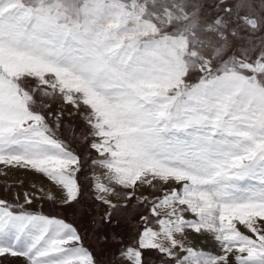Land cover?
Returning <instances> with one entry per match:
<instances>
[{
	"label": "snow or ice",
	"instance_id": "obj_1",
	"mask_svg": "<svg viewBox=\"0 0 264 264\" xmlns=\"http://www.w3.org/2000/svg\"><path fill=\"white\" fill-rule=\"evenodd\" d=\"M127 9L0 0V264H264V50L193 78Z\"/></svg>",
	"mask_w": 264,
	"mask_h": 264
},
{
	"label": "rangeland",
	"instance_id": "obj_2",
	"mask_svg": "<svg viewBox=\"0 0 264 264\" xmlns=\"http://www.w3.org/2000/svg\"><path fill=\"white\" fill-rule=\"evenodd\" d=\"M135 17L133 27L141 39L166 38L168 49L187 66L190 77L199 75L202 63H222L241 48L264 50V0H124ZM253 17L256 24L248 21ZM235 33V34H233ZM46 213L60 212L71 221V209L45 203ZM83 231V229H81ZM85 246L96 250L88 235ZM98 258L105 259L96 251Z\"/></svg>",
	"mask_w": 264,
	"mask_h": 264
},
{
	"label": "water",
	"instance_id": "obj_3",
	"mask_svg": "<svg viewBox=\"0 0 264 264\" xmlns=\"http://www.w3.org/2000/svg\"><path fill=\"white\" fill-rule=\"evenodd\" d=\"M248 21H249L251 24H253V25L256 24V21H255V19H254L253 17H248Z\"/></svg>",
	"mask_w": 264,
	"mask_h": 264
}]
</instances>
